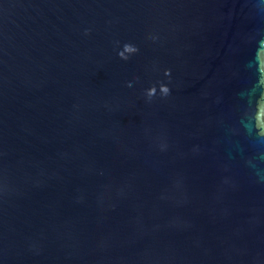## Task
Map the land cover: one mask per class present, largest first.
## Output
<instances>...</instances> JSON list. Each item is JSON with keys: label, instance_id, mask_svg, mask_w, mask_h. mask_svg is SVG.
Segmentation results:
<instances>
[{"label": "water", "instance_id": "obj_1", "mask_svg": "<svg viewBox=\"0 0 264 264\" xmlns=\"http://www.w3.org/2000/svg\"><path fill=\"white\" fill-rule=\"evenodd\" d=\"M0 264H264V0H0Z\"/></svg>", "mask_w": 264, "mask_h": 264}]
</instances>
